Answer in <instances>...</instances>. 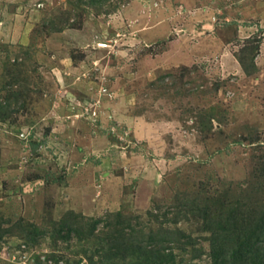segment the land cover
Masks as SVG:
<instances>
[{"label":"rangeland","instance_id":"rangeland-1","mask_svg":"<svg viewBox=\"0 0 264 264\" xmlns=\"http://www.w3.org/2000/svg\"><path fill=\"white\" fill-rule=\"evenodd\" d=\"M220 199L264 212V0H0V264H215Z\"/></svg>","mask_w":264,"mask_h":264},{"label":"trees","instance_id":"trees-1","mask_svg":"<svg viewBox=\"0 0 264 264\" xmlns=\"http://www.w3.org/2000/svg\"><path fill=\"white\" fill-rule=\"evenodd\" d=\"M219 201L221 208L218 206L215 207L219 210V213L212 214H214L213 216H221H217L216 218L210 217L209 219L206 217L205 219L208 223L213 222V225H215L211 229L213 233V261L215 264H264V212L260 213L256 210L248 217L251 227L246 236L245 231L247 228L246 230L243 228L244 223L240 217L236 214L231 215V217H223L221 211L224 209V203H222V199ZM199 204L193 206L197 208L193 211L194 213L198 211L206 212L209 209L211 211L213 209L210 204L204 206H200ZM181 206L183 208L178 210V214L189 208L186 202L182 203ZM117 216L120 218L117 225L121 224L123 226V221H121L122 216ZM243 232L244 235L242 236L241 234Z\"/></svg>","mask_w":264,"mask_h":264}]
</instances>
